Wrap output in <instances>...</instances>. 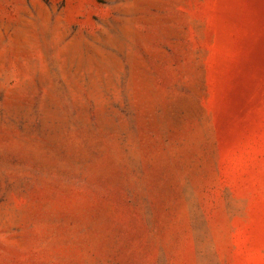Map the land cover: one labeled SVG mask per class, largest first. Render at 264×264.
<instances>
[{"label":"rangeland","instance_id":"rangeland-1","mask_svg":"<svg viewBox=\"0 0 264 264\" xmlns=\"http://www.w3.org/2000/svg\"><path fill=\"white\" fill-rule=\"evenodd\" d=\"M0 264H264V0H0Z\"/></svg>","mask_w":264,"mask_h":264}]
</instances>
